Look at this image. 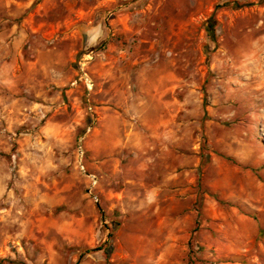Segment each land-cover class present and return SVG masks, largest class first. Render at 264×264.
Masks as SVG:
<instances>
[{
	"label": "rangeland",
	"instance_id": "1",
	"mask_svg": "<svg viewBox=\"0 0 264 264\" xmlns=\"http://www.w3.org/2000/svg\"><path fill=\"white\" fill-rule=\"evenodd\" d=\"M0 264H264V0H0Z\"/></svg>",
	"mask_w": 264,
	"mask_h": 264
},
{
	"label": "built area",
	"instance_id": "2",
	"mask_svg": "<svg viewBox=\"0 0 264 264\" xmlns=\"http://www.w3.org/2000/svg\"><path fill=\"white\" fill-rule=\"evenodd\" d=\"M92 58H93V53L89 52L86 55H84L82 59L79 60V62L77 63L76 77L71 82L72 87H82L87 97H89L94 90V83L88 72V64L90 63ZM83 159H84L83 149L82 146L79 145L77 148L78 168L82 174L87 175L85 166L83 165ZM87 177L90 180L91 187H94L97 184L96 178L92 175H87Z\"/></svg>",
	"mask_w": 264,
	"mask_h": 264
},
{
	"label": "trees",
	"instance_id": "3",
	"mask_svg": "<svg viewBox=\"0 0 264 264\" xmlns=\"http://www.w3.org/2000/svg\"><path fill=\"white\" fill-rule=\"evenodd\" d=\"M102 249H100V248H96V249H94V250H92L91 252H97V251H101ZM86 253H90V251H86Z\"/></svg>",
	"mask_w": 264,
	"mask_h": 264
}]
</instances>
